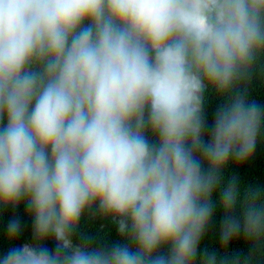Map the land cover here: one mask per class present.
I'll return each instance as SVG.
<instances>
[{"label": "clouds", "instance_id": "9594fccd", "mask_svg": "<svg viewBox=\"0 0 264 264\" xmlns=\"http://www.w3.org/2000/svg\"><path fill=\"white\" fill-rule=\"evenodd\" d=\"M259 78L264 0H0V208L33 218L0 264H264V189L224 175L264 137ZM86 214L121 239L74 243Z\"/></svg>", "mask_w": 264, "mask_h": 264}, {"label": "trees", "instance_id": "16d2710c", "mask_svg": "<svg viewBox=\"0 0 264 264\" xmlns=\"http://www.w3.org/2000/svg\"><path fill=\"white\" fill-rule=\"evenodd\" d=\"M249 95L252 99L264 105V78L253 80L249 89ZM220 102L216 99L215 93L208 94L205 111L209 124L212 123L213 113ZM224 175L226 179L232 175L237 176L241 187H260L264 189V137L258 143L252 158L248 162L240 165L230 163ZM214 199H216L215 196ZM17 216L21 220L22 230L15 241L10 244L7 239L6 226L11 218ZM222 218L223 212L217 207L208 231L201 242V249L220 251L219 232ZM32 222L33 218L27 213L23 203L16 208H0V256L11 246H20L32 242ZM120 239L115 224L99 216H88L87 214L79 222L77 231L73 236L74 243L90 240L98 246L111 245ZM45 246L54 248L55 241L49 239L45 241ZM247 251L248 249L242 239L235 240L228 248L230 254H247Z\"/></svg>", "mask_w": 264, "mask_h": 264}]
</instances>
